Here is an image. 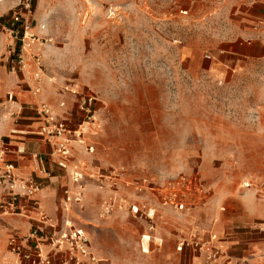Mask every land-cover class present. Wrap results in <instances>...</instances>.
Wrapping results in <instances>:
<instances>
[{
    "label": "rangeland",
    "instance_id": "rangeland-1",
    "mask_svg": "<svg viewBox=\"0 0 264 264\" xmlns=\"http://www.w3.org/2000/svg\"><path fill=\"white\" fill-rule=\"evenodd\" d=\"M28 1L30 12L24 9ZM251 1L0 0V7H13L0 14V71L15 75L20 89L59 97L65 103L60 116L74 128L83 124L86 143L96 147L86 154L85 173L96 175L93 161L103 171L124 169L130 179L160 186L179 175L197 178L207 199L192 213L165 208L170 212L164 215L153 194L138 197L133 190L128 197L157 209L158 234L169 232L167 221H176L175 235L195 220L198 235L216 234L226 250L230 215L247 213L253 203L264 215V61L236 76L205 70L239 38L243 6ZM12 28L17 38H11ZM72 85L79 86V96L66 91ZM14 90L0 97V133ZM89 97L95 98L91 124L79 110ZM95 186L86 182L84 203L70 214L61 190L56 229L72 222L110 263L111 254L116 264L150 263L155 254H143L141 242L151 222L120 211L102 220L108 193ZM256 222L264 244V218ZM233 228L247 226L234 222ZM178 237L167 244L175 247ZM180 259L184 264L188 256Z\"/></svg>",
    "mask_w": 264,
    "mask_h": 264
},
{
    "label": "crops",
    "instance_id": "crops-1",
    "mask_svg": "<svg viewBox=\"0 0 264 264\" xmlns=\"http://www.w3.org/2000/svg\"><path fill=\"white\" fill-rule=\"evenodd\" d=\"M243 7H246V9L243 16L240 17V21L245 25V29L241 31L237 40L230 41L228 47L223 49L222 53L224 56L221 58L222 61L220 60L223 63L218 61L219 63L211 62L209 64V70L206 69L205 71L210 75H216L217 73L218 75H242L248 71L250 65L264 61V0H252ZM12 8L0 7V14L3 15ZM13 89H15V99L10 95L13 99L12 103L7 105V108H11V110H9V117L3 124L0 142L8 147L7 160L15 165L17 173L22 177H34L42 185L43 188L37 196L42 211L52 221H47L45 224L40 223V213L37 210L20 207V212L8 213L0 208V264H33L32 262L37 259L35 254L37 245L44 252H48L51 249L50 245L45 242L51 233L50 225L55 226L54 220L59 217L63 202L61 190L68 186L65 184L68 183L70 169H63L57 165L51 157L53 146L40 135L45 122L39 116L37 107L44 103L49 104L48 106L53 112L62 117L60 116L63 113L60 98L54 95L52 97L50 94L47 96L46 94L37 95L39 93H36V90L34 93L31 90L20 89V87H17L15 75L3 74L0 71V97L5 96L6 93ZM228 130L233 131L234 129L230 127ZM3 139L5 141H2ZM73 145L72 164L85 166V161L88 159L86 151L77 143ZM91 162V164L95 165L92 170H94L93 168H99L97 164L93 161ZM86 174L89 175L88 173ZM261 209L262 205L253 203L247 213L228 217L227 220L231 222V228L228 229L230 238L226 249L228 250V255L221 257L218 264H264V244L261 240L262 229L259 227L262 224L256 222L257 217L264 218ZM161 212L165 215L170 211L164 207ZM172 222H165L167 227H165L164 231H169L168 233L158 234L155 231L156 236L164 238L165 244L161 249L151 245V251L146 255L152 253L155 255L153 258L150 257V263L145 262L144 264H183L180 259L182 254L188 256V260H185L184 264H200L202 262V258L198 257L193 251L186 250L184 253H179L176 246L174 247L171 243L167 244L172 236L190 237L200 232L201 229L195 224V220L187 222V225L180 226L178 230L181 232L175 235L170 232L175 227L174 222L176 221ZM234 222L246 225L247 229L235 231L233 228ZM248 227L253 228V230ZM36 229H40L41 233L31 238L32 232ZM12 237H17L21 240L24 246L23 253L30 255V260L20 257L9 249L8 243ZM25 238L28 242L24 240ZM92 252L99 260V263L96 264L117 263V255L115 256V254H111L113 261L110 263L102 250L96 249L95 252L93 250ZM52 264H62L61 257L53 256ZM87 264L91 263L88 262Z\"/></svg>",
    "mask_w": 264,
    "mask_h": 264
},
{
    "label": "built area",
    "instance_id": "built-area-1",
    "mask_svg": "<svg viewBox=\"0 0 264 264\" xmlns=\"http://www.w3.org/2000/svg\"><path fill=\"white\" fill-rule=\"evenodd\" d=\"M30 2L24 7L30 12ZM20 17H14L13 26L19 22ZM11 38H17L18 30L8 29ZM22 57V56H21ZM66 91L73 96H79L78 85L66 87ZM40 93V89H36ZM95 98L84 99L79 106V110L84 114V123L91 124L95 122L96 112L94 110ZM65 106V103H62ZM39 116L44 119L45 125L40 131L46 141L53 146L51 157L57 165L63 169H70V185L64 190V212L70 214L75 206L82 205L86 196V182L92 180L99 191L108 193L103 200L99 217L107 219L115 212L120 211L135 217H141L151 222L148 234L142 236L141 250L145 254L151 251L153 244L161 249L165 240L163 237L155 235V219L157 209L149 207L146 203H140L136 199L128 197V192L133 191L136 196L153 194L158 197L162 207L169 208L177 213H192L197 207L203 205L207 199V193L199 180L192 175H179L158 185L142 179L136 181L130 179L129 174L124 169H110L103 171L93 168L96 175L85 173L83 165L72 164L74 143L85 147L86 153L93 155L96 152L94 144H87L85 133L81 130V124L78 128L70 125L69 120L59 117L47 104H41L37 107ZM9 154L8 147L0 142V208L8 213L20 212L19 208H29L37 210L40 213V223L45 224L52 221L42 209L38 199V193L42 190V185L34 177H22L17 173L13 163L7 160ZM65 227L57 230L56 226L50 225L51 233L48 236V245L51 249L44 252L38 245L35 247L36 261L33 264H52L53 256H60L62 264H91L99 263L91 249L90 240L83 229L75 227L72 222L65 220ZM40 229L32 232L31 238L38 236ZM28 239V238H27ZM26 242V238L24 239ZM223 239L210 232L205 236L193 234L190 237L180 236L177 239L176 249L179 253L186 250L193 251L198 257L202 258L200 264H218L221 257L228 255L227 250L221 245ZM9 249L20 257L30 260L31 256L23 253V244L17 237L9 240Z\"/></svg>",
    "mask_w": 264,
    "mask_h": 264
},
{
    "label": "bare ground",
    "instance_id": "bare-ground-1",
    "mask_svg": "<svg viewBox=\"0 0 264 264\" xmlns=\"http://www.w3.org/2000/svg\"><path fill=\"white\" fill-rule=\"evenodd\" d=\"M84 128H85V127H84ZM84 128H83V129H84ZM84 130H85V129H84ZM247 186L250 187L249 185H247Z\"/></svg>",
    "mask_w": 264,
    "mask_h": 264
}]
</instances>
